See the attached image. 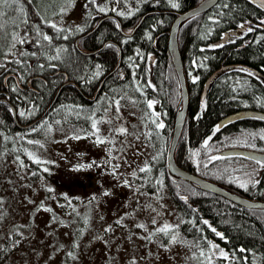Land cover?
<instances>
[{
    "label": "trees",
    "instance_id": "trees-1",
    "mask_svg": "<svg viewBox=\"0 0 264 264\" xmlns=\"http://www.w3.org/2000/svg\"><path fill=\"white\" fill-rule=\"evenodd\" d=\"M198 1L84 0L79 15L74 16L75 0H9L0 7V154L17 152V133L48 119L88 128L116 96L133 93L141 100L156 99L163 127L150 123L149 135L158 150L146 171L138 173V182L147 191L164 183L182 211L181 231L202 250L209 249L210 241L219 244L227 252V257L217 258L220 264H264L263 208L238 205L167 170L166 153L180 95L167 49L168 31L174 12ZM173 3L178 7H172ZM109 14L119 19L122 32L116 18L108 17L86 34L99 15ZM231 30H237L236 35L214 43ZM77 37L81 51L74 44ZM177 40L189 100L175 149L176 162L227 189V185L234 187L231 191L264 200V163L218 153L238 147L232 145L249 136L253 142L246 143L264 151L263 119L245 117L218 125L221 118L238 110L264 112V11L250 0H218L206 12L187 20ZM118 46L119 67L103 80L96 97L89 99L115 67ZM215 71L202 100L205 81ZM16 122L29 125L20 127Z\"/></svg>",
    "mask_w": 264,
    "mask_h": 264
},
{
    "label": "rangeland",
    "instance_id": "rangeland-1",
    "mask_svg": "<svg viewBox=\"0 0 264 264\" xmlns=\"http://www.w3.org/2000/svg\"><path fill=\"white\" fill-rule=\"evenodd\" d=\"M153 121L163 124L158 100L132 93L88 128L57 118L18 132L17 152L0 154V264H220L219 244L202 250L181 231L166 185L138 182L158 150ZM252 138L232 146L262 151Z\"/></svg>",
    "mask_w": 264,
    "mask_h": 264
},
{
    "label": "water",
    "instance_id": "water-1",
    "mask_svg": "<svg viewBox=\"0 0 264 264\" xmlns=\"http://www.w3.org/2000/svg\"><path fill=\"white\" fill-rule=\"evenodd\" d=\"M217 1L218 0H200L196 4H194L193 6H190L189 8L174 12L175 17L172 20L170 27H169L168 38H167V49H168L169 56L171 58V62H172L173 68L175 70L177 79H178L179 94L180 95H179V103H178V106L175 110V115H174L173 125H172L171 138H170L168 148H167V153H166L167 170L173 176H176L182 180H187L189 182H192L195 185H197L200 189L218 194L220 196H223L226 199H228V200H230V201H232L238 205L245 206V207L263 208L264 209V200L250 199V198H248L242 194L231 191V190L227 189L226 187L220 185L219 183H217L215 181L206 179V178H204V177H202V176H200L194 172L189 171L186 168H183L175 160V149H176L177 143L180 139L182 129L184 126V122H185V118H186V112H187V108H188V100H189L188 88H187V84H186V80H185V74H184V68H183V62H182V58H181V55L179 52V47H178V40H177L178 31H179L180 27L187 20L193 18L194 16H196L200 13L206 12L211 7H213L217 3ZM250 1L252 3H254L255 5H257L258 7H260L264 11V6H262V5H264V0H250ZM147 14H148V12L141 15V17L139 18V20L137 21V23L134 25V27L132 28V30L130 32H133L140 25L143 18ZM108 17H115L116 18L119 29L122 32V26H121L119 19L116 16L109 14V15H105V16L99 15V20L86 34L93 32L99 26L101 21L104 20L105 18H108ZM123 33L129 34V32H123ZM236 33H237V31H232V30L227 31L223 34V36L220 39L216 40L214 43L219 44L221 42H225L231 35H235ZM78 38L79 37H77L75 39L74 44H75L76 48L81 51V49L79 48L78 43H77ZM98 50H99V48L94 50V51H90V53H93V52L98 51ZM82 52H84V51H82ZM120 58H121V50L118 46V61L115 65V67L111 71H109L101 79L98 87L96 88V90L94 92V95L91 97H88L89 99H93L94 97H96L97 92L100 89L103 80L119 67ZM216 72L217 71L213 72L205 81V84H204V87H203V90L201 93V99L202 100L205 97L209 83L212 80L213 76L216 74ZM118 75H119V78H122V71L121 70L118 71ZM68 82L69 81H66L60 85V87L56 91L53 99L51 100V102L49 103V105L44 110V112L42 113L41 116H43L47 112V110L52 106V104L55 101L60 89L64 85H66ZM12 110H13L14 118L16 120L15 110L13 108H12ZM245 117H255V118L264 120V112L259 111V110H255V109L238 110V111L232 112V113L224 116L223 118H221L220 121L218 122V125L222 126L223 124H225L227 122H231L233 120H237V119H241V118H245ZM16 123L20 127H27L29 125V124L28 125H21L18 122H16ZM218 153H219V155H241V156H244L248 159H252V160H256V161L264 163V151H258V150H254V149L244 148V147H226L224 149L219 150Z\"/></svg>",
    "mask_w": 264,
    "mask_h": 264
},
{
    "label": "snow or ice",
    "instance_id": "snow-or-ice-1",
    "mask_svg": "<svg viewBox=\"0 0 264 264\" xmlns=\"http://www.w3.org/2000/svg\"><path fill=\"white\" fill-rule=\"evenodd\" d=\"M12 2L14 3L15 0H12ZM93 2H94V0H93ZM8 4H9V0H0V7L5 6V5H8ZM262 6H264V5H262ZM172 7H178V5H177L176 3H173V4H172ZM101 11H103V9H101ZM0 15H2V13H0ZM0 27H3V26L0 25ZM53 27H55V26L53 25ZM241 27H243V25H241ZM248 31H252V29L249 28ZM44 39L47 40V39H49V37L44 36ZM13 46H14V45H13ZM152 105H153V102H152V101H149V102H148V107L151 108ZM157 126L160 127V128H162V127H163V124H158ZM95 127H96V125H95V123H93V128L95 129ZM120 131L123 132L124 129H120ZM98 142H99V143H103L102 140H98ZM205 143H207V142H205ZM140 171L143 172V171H146V169H145V168H141ZM241 187H244V185H241ZM106 194H107V193H106ZM159 231H165V229L162 228V229H159ZM213 231H215V229H213ZM216 235H217V236H221V234L218 233V232L216 233ZM173 239H175V238H173ZM221 255L223 256L224 253L222 252Z\"/></svg>",
    "mask_w": 264,
    "mask_h": 264
},
{
    "label": "bare ground",
    "instance_id": "bare-ground-1",
    "mask_svg": "<svg viewBox=\"0 0 264 264\" xmlns=\"http://www.w3.org/2000/svg\"><path fill=\"white\" fill-rule=\"evenodd\" d=\"M176 12V11H175ZM174 15H175V13H174Z\"/></svg>",
    "mask_w": 264,
    "mask_h": 264
},
{
    "label": "flooded vegetation",
    "instance_id": "flooded-vegetation-1",
    "mask_svg": "<svg viewBox=\"0 0 264 264\" xmlns=\"http://www.w3.org/2000/svg\"><path fill=\"white\" fill-rule=\"evenodd\" d=\"M89 181H91V180H89Z\"/></svg>",
    "mask_w": 264,
    "mask_h": 264
}]
</instances>
